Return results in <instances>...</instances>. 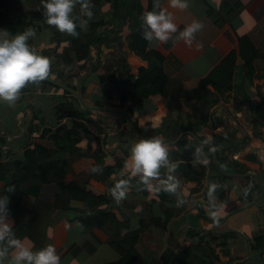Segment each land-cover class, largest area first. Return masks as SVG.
<instances>
[{
	"label": "crops",
	"instance_id": "crops-1",
	"mask_svg": "<svg viewBox=\"0 0 264 264\" xmlns=\"http://www.w3.org/2000/svg\"><path fill=\"white\" fill-rule=\"evenodd\" d=\"M24 1L30 10L43 9L42 0ZM222 2L187 0V8L181 10L171 8L168 0H159L161 7L173 13L177 29L184 28L192 19L201 21L203 28L195 34L191 45L178 39L169 49L165 48V41H154L150 46L146 40L144 46L147 52L160 51L166 56H172L177 66L175 76L183 81L187 89H197L201 80L220 66L229 54L235 52L239 55V36H248L255 46V66L261 69L262 76L248 79L244 73L243 60L238 56L230 92L232 96L248 95L250 100L242 104L234 101L233 97L223 98L217 106V114L222 115L223 123L216 129L205 126L196 132L207 141H200L192 133L179 134L180 114L168 121L165 132L159 135L150 133L144 138L157 136L167 144L168 155L183 157L173 163L210 164L216 158L209 142L213 134L220 132L229 135L239 145L232 148L227 160L233 166H247L260 180L262 192L255 194V181L246 174L242 176L221 171L217 174L207 173L201 181H194L167 174V169L159 171L158 177L150 178L151 182L155 186L161 179L172 175L180 181L176 192L166 191L162 185L159 190L149 189L141 180V174L131 171L130 149L132 143L140 139V130L161 125L167 107L161 97L146 99L136 108L133 116L128 113L132 97H128L123 104L115 97L111 105L94 106L95 96L109 81L108 74L104 72L100 75L74 77L69 82L76 86L79 95L83 85L87 88L86 93L75 102L80 105L85 103L86 109L90 110L86 114L92 119L91 131L84 132L82 140L78 142L81 153L74 154L67 149L64 157L59 159L56 157L58 150L54 148L41 163L28 160L25 150L33 146L32 124L39 120L33 119L34 110L44 118L42 129H54L59 124L56 106L58 98L65 93L66 83L55 78L62 60L51 56L48 57L50 73L45 79H51L53 84L48 83L43 87L40 84L42 80L26 83L14 103L0 101V163L15 171L19 182H36L39 185L38 197L29 198V208L39 200L35 216L31 218L32 210L26 208L22 209L24 216L22 213L19 216L26 222L25 235L20 239L25 246L35 251L49 243L53 244L60 257V264H108L121 257L110 244L111 235L139 231L144 221L141 233L144 240L136 244L140 258L135 264H161V255L165 250L170 253V264H185L193 255V243L197 241V237H190L187 232L191 233L194 229H199L201 233L234 230L240 234L230 239L229 249H224L229 252V256H223L219 264L257 263L260 257L251 251L250 242L264 235V100L261 97V94L264 95V0H241L243 9L232 24L217 26L208 12L217 11ZM143 3L147 7L148 0ZM35 28L36 35L27 41L30 46L40 47L52 43V29L44 27L39 34ZM128 60L136 72L147 64L146 60L130 50ZM208 87L213 89L211 85ZM196 94L202 100L205 90L199 89ZM80 109L85 110L84 107ZM76 116V112L70 115L67 119L69 125ZM184 136L186 139L179 143ZM197 148L200 150L197 151ZM248 153H254L259 161L247 160L245 155ZM118 158L124 160L123 167L118 172L100 177V168L114 165ZM25 162L29 166H25ZM93 167L97 170L93 171ZM211 179H222L223 184L213 192L214 199L210 201L208 181ZM121 180L127 182L122 186L125 196L117 201L112 189ZM60 181L77 182L85 186L88 202L61 193ZM244 186L253 188L252 196L255 199L252 202L249 198L241 199ZM56 187L58 191H55ZM99 195H106L108 200L99 202ZM178 200L183 202L178 204ZM212 212L216 213L215 217L210 214ZM113 213L120 221L128 223L127 231L122 230L114 221ZM85 216H92L91 219L99 216L108 222L101 227ZM6 217L5 222L14 233L19 221L13 216ZM9 253L12 254V249ZM263 260L264 257L260 259Z\"/></svg>",
	"mask_w": 264,
	"mask_h": 264
},
{
	"label": "trees",
	"instance_id": "trees-1",
	"mask_svg": "<svg viewBox=\"0 0 264 264\" xmlns=\"http://www.w3.org/2000/svg\"><path fill=\"white\" fill-rule=\"evenodd\" d=\"M153 1L148 0V5L145 7L144 0H87L92 11V16L88 17L82 7L83 0H74L71 15L77 25L78 35L73 36L67 32H60L55 25L48 24L42 15V10H30L24 0H0V28H6L9 32L16 34L29 27L34 28L37 21L43 22L44 26L52 29L54 33L52 43L40 47L32 45L31 47L41 55L54 56L62 60V64L55 74L56 80L66 83L65 93L58 98L56 106L58 109L56 118L59 124L54 129L47 127L42 129L44 118L38 116L34 110L32 117L39 120L32 124L33 146L25 150L28 160L33 159L41 163L43 158L54 148L58 150L56 157L59 159L64 157L67 149H70L74 154L81 153L78 142L82 140L84 132L91 131L92 119L86 114L90 110L86 109L85 103H82V106L80 103L75 104L81 97L80 95L86 93L87 88L83 85L80 95L77 94L76 86L69 83L74 77L81 78L89 74L107 73L109 81L95 96L93 105L106 107L111 105L112 99L115 97L118 98L120 104H123L128 97H132L133 102L128 108V113L131 116L146 99L161 97L167 107V114L163 118V122L156 128L148 126L146 129L140 130V138H144L150 133L159 135L165 132L168 121L180 114L181 131L179 134L192 133L198 136L200 141H207L205 137L197 135L196 132L205 126L216 129L223 123L222 115L217 114V106L223 98L233 97L234 101L242 104L250 100L248 95L232 96L230 92L238 56L243 60L244 73L248 79L262 76L261 69L255 66V46L248 36H239V55L235 52L229 54L220 66L201 80L197 89H187L183 81L175 76L177 66L172 56H166L160 51L147 52L145 49L146 40L142 34L141 17L145 11L153 9ZM242 9L241 0H223L220 8L217 11L209 10L208 15L217 26H223L232 24L233 19ZM81 24H83L82 27ZM182 29H177V32L164 42L166 49L171 48L176 43L178 33ZM129 50L147 62L146 66L140 67L137 72L128 60ZM48 83L53 84V81L44 79L40 82L43 87ZM209 85L213 86V89H210ZM199 89L205 90V97L202 100L196 94ZM261 97L264 100L263 94ZM80 107H84L85 110L82 111ZM73 112H76L77 116L72 118V124L69 125L67 119ZM40 132L41 135H39ZM185 139L186 136L182 137L179 143ZM209 142L214 149L216 157L214 162L210 164L199 162L173 163V161L183 157L168 155L169 165H175V167L170 171L169 165H162L159 171L164 172L167 169L169 170L167 174L194 181H201L207 173L217 174L221 171L242 176L246 174L255 181V194L262 192L263 187L260 180L249 171L247 166H233L227 160L232 148L239 145L237 142L233 141L229 135L220 132L214 133ZM1 158L0 153V160ZM245 158L254 162L259 161L254 153L246 154ZM5 165L0 163V197H8L7 211L4 214L17 218L19 224L14 235L21 239L25 235L24 223L26 222L19 216L21 213L24 216L23 208L32 210L31 218L35 216L39 200L29 208V198L38 197L39 185H36L38 184L36 182H25L24 184L19 182L16 179V172ZM24 165L29 166V163L25 162ZM123 165L124 160L118 158L114 165L101 167L98 174L100 177L110 175L113 172H118ZM12 179H16V181H12ZM58 184L61 193L88 202V191L85 186L77 182L65 183L64 181H60ZM212 184L216 185L214 189L216 191L223 184V180H209L208 191ZM58 190L56 187L55 191ZM253 191V188L248 189L244 186L241 199L249 198V201L252 202L255 199V196H252ZM35 197L34 199H36ZM97 198L99 202L108 200L106 195H99ZM112 215L119 227L127 231L128 223L120 221L115 213ZM99 216H94L92 219L90 218L92 216H85V218L94 220L95 224L104 227L108 220H102ZM144 226V221H142V229ZM142 229L135 232L127 231L116 236L111 235L110 244L120 253L121 257L119 260L108 264H135L139 260L140 253L136 244L144 240V236L141 234ZM187 235L193 238L197 237V241L193 243V255L184 262L185 264L191 262L219 264L223 256H229V252L224 249H229L230 239L240 234L234 230L201 233L199 229H194L191 233L187 232ZM2 243L0 242V244ZM220 248L221 251H219ZM250 248L256 256L260 257L256 264H264V260L263 262L260 261L264 257V235L250 242ZM169 257V251L165 250L161 255V264H170Z\"/></svg>",
	"mask_w": 264,
	"mask_h": 264
},
{
	"label": "clouds",
	"instance_id": "clouds-1",
	"mask_svg": "<svg viewBox=\"0 0 264 264\" xmlns=\"http://www.w3.org/2000/svg\"><path fill=\"white\" fill-rule=\"evenodd\" d=\"M42 15L46 22L55 25L60 32H67L73 36L78 35L76 23L71 15L74 0H42ZM171 8L184 10L187 8V0H168ZM82 7L88 17L92 16L87 0H83ZM158 9V10H157ZM143 37L149 42L167 41L172 33L177 32V24L174 22L173 13L166 7H161L156 0L152 10H147L142 17ZM83 24H81V27ZM203 28V23L192 19L179 31L178 39L185 44L191 45L195 40V34ZM36 35L33 28L29 27L16 34H10L6 28H0V101L14 103L20 95V90L27 82L44 80L50 73V60L41 55L28 44L29 37ZM200 149L197 148V151ZM168 146L159 137L151 136L140 138L132 143L130 149L131 171L141 174L140 178L149 188L159 190L162 185L164 190L176 192L180 181L169 175L167 179H161L157 185H153L150 178L160 175L159 169L162 165H169ZM175 165H169L171 171ZM93 171L97 168L93 167ZM125 180L119 181L112 189V194L119 201L125 196L122 187L126 185ZM215 184L210 185L208 196L210 201L214 199L213 192ZM178 200V204L182 203ZM8 197H0V264H60V257L55 246L51 243L33 250L25 246L17 238L11 226L6 223ZM213 217L215 212L210 213ZM12 249V254L9 253Z\"/></svg>",
	"mask_w": 264,
	"mask_h": 264
},
{
	"label": "rangeland",
	"instance_id": "rangeland-1",
	"mask_svg": "<svg viewBox=\"0 0 264 264\" xmlns=\"http://www.w3.org/2000/svg\"><path fill=\"white\" fill-rule=\"evenodd\" d=\"M35 26H36V31L39 33V34H41L42 32H41V30L40 29H44V24H43V22H39V21H37V22H35Z\"/></svg>",
	"mask_w": 264,
	"mask_h": 264
},
{
	"label": "water",
	"instance_id": "water-1",
	"mask_svg": "<svg viewBox=\"0 0 264 264\" xmlns=\"http://www.w3.org/2000/svg\"><path fill=\"white\" fill-rule=\"evenodd\" d=\"M248 250H249V246H248Z\"/></svg>",
	"mask_w": 264,
	"mask_h": 264
}]
</instances>
